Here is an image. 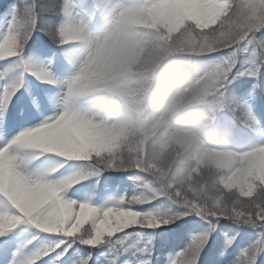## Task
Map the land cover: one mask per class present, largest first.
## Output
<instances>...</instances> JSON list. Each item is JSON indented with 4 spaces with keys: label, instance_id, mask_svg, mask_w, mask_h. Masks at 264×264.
I'll return each instance as SVG.
<instances>
[{
    "label": "rangeland",
    "instance_id": "374dc122",
    "mask_svg": "<svg viewBox=\"0 0 264 264\" xmlns=\"http://www.w3.org/2000/svg\"><path fill=\"white\" fill-rule=\"evenodd\" d=\"M240 14L254 17L253 30L245 26L243 40L220 48L214 40ZM14 15L35 21L23 60L46 68L54 80L41 82L16 61H0V100L5 86L20 77L7 106L0 103V148L39 123L36 117L64 108L75 141L65 152L87 159L69 162L49 178L86 165L97 169L96 176L68 190L70 199L102 207L129 196L142 200L138 211L167 208L169 215L184 211L169 206L170 200L246 212L264 205V68L256 79L236 78L255 66L257 54L264 60V0H0V38ZM123 44L135 49V58L128 68L110 71V53ZM8 129L9 137L3 135ZM60 163L46 154L30 161L26 171ZM4 188L0 172V192ZM208 229L195 216L154 230L133 226L97 248L72 243L59 259L57 248L39 264L84 258L88 264H169ZM262 233L222 219L198 264H232ZM171 237L175 244L166 241ZM63 239L21 226L0 237V248L7 249L0 264H19ZM256 264H264V251Z\"/></svg>",
    "mask_w": 264,
    "mask_h": 264
},
{
    "label": "snow or ice",
    "instance_id": "6c2138e0",
    "mask_svg": "<svg viewBox=\"0 0 264 264\" xmlns=\"http://www.w3.org/2000/svg\"><path fill=\"white\" fill-rule=\"evenodd\" d=\"M34 28L35 21L31 17L27 20H20L14 15L8 23L5 34L0 38V61H16V66L22 68L23 71L41 82L51 84L54 78L46 68L36 67L22 58L24 46L30 39ZM253 68L254 70L238 71L236 78L238 76L253 79L258 77L260 70L264 68L259 64V54L256 56V64ZM19 87L20 77L18 76L13 83L5 86L0 103L6 107ZM64 112L65 109L60 108L52 116L36 117L39 123L20 131L4 147L0 148V165L4 166L5 181L4 191L0 192V237H6L21 226H25L36 230L37 233L58 235L64 238L55 247L36 250L27 258L19 261V264H39L45 256L56 252L57 248L60 249L56 252V257L59 259L67 253L72 243L97 248L113 236L133 227H125L115 232L108 227L110 218H119L122 214V209L130 199L129 196H122L110 204L97 207L89 200L78 201L67 197L68 190L76 184H67L65 178L79 171L63 175L61 179L49 178L69 162L86 163L84 159H70L63 154L69 144L75 143L71 129L64 123ZM249 115L251 117L252 113L250 112ZM46 154L60 158L61 163L56 167L44 168L38 173L26 171V165L30 161ZM121 201L124 203L122 204ZM137 206L140 205L131 206L132 210L138 211ZM182 216H195L207 222L209 229L193 237L189 245L179 252L175 259L169 261V264H198L200 253L208 242L209 234L215 230V224L222 219L264 230V205L245 212L242 218L235 220L220 214L215 217H204L192 211L183 212L182 215L177 216V220L182 219ZM34 239H36L35 236L23 241L19 248H26ZM226 243L230 246L232 240L229 239ZM260 251H264V233L258 243H253L245 249L232 264H256ZM0 255L6 256L7 249L0 248ZM73 264H88V259H78ZM143 264H150V261L146 260Z\"/></svg>",
    "mask_w": 264,
    "mask_h": 264
},
{
    "label": "clouds",
    "instance_id": "9594fccd",
    "mask_svg": "<svg viewBox=\"0 0 264 264\" xmlns=\"http://www.w3.org/2000/svg\"><path fill=\"white\" fill-rule=\"evenodd\" d=\"M253 18H247L240 14L235 20H233L228 26L220 33L219 37L214 40V43L222 49H227L230 47L231 41H240L244 39L246 33H242V29L247 26L249 31L253 30L252 20ZM211 22V21H210ZM258 30V29H256ZM46 34V33H45ZM12 54V53H8ZM135 49L127 44H123L115 47L110 53L109 59V70L119 72L122 69L128 68V66L133 62L135 58ZM260 66H264V60L259 62ZM249 70H254L253 67H250ZM68 156V158H74L72 155L67 152L63 153ZM83 159H87L86 157ZM99 163V162H98ZM106 168H111V162H108L105 166ZM0 172H4V166L0 165ZM97 169L95 166L88 167L86 165L85 169L81 171L70 174L65 178V182L69 185L78 184L80 181L86 179L88 176H96ZM123 204L124 202L121 201ZM169 206H177L180 209L185 211H192L199 213L204 217H215L217 214L224 215L232 220L237 218H242L246 211L243 210H230V208L225 205L221 206L219 204L212 205H203L197 206L192 205L188 206V202L170 200L167 202ZM143 205L142 200L131 199L127 201V204L122 209V214L119 218H110V223L108 227L113 231L122 230L125 227L130 226H139L141 228H158L161 225L172 224L177 220L178 215H169L167 208H158L154 211L141 212L133 211L131 206Z\"/></svg>",
    "mask_w": 264,
    "mask_h": 264
},
{
    "label": "trees",
    "instance_id": "16d2710c",
    "mask_svg": "<svg viewBox=\"0 0 264 264\" xmlns=\"http://www.w3.org/2000/svg\"><path fill=\"white\" fill-rule=\"evenodd\" d=\"M189 153H184V154H182L181 156H186V155H188ZM189 178V177H188ZM191 223H195V224H198V221L196 220V221H193V222H191ZM228 226H230V227H233V225H231V224H228ZM233 228H235V227H233ZM171 241H173V238L171 239Z\"/></svg>",
    "mask_w": 264,
    "mask_h": 264
}]
</instances>
